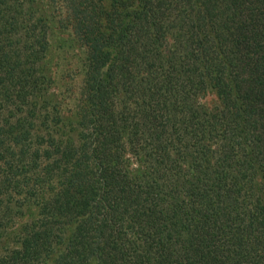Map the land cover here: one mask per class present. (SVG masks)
Instances as JSON below:
<instances>
[{"label": "trees", "instance_id": "1", "mask_svg": "<svg viewBox=\"0 0 264 264\" xmlns=\"http://www.w3.org/2000/svg\"><path fill=\"white\" fill-rule=\"evenodd\" d=\"M22 1L0 0V264H264V0H65L74 119Z\"/></svg>", "mask_w": 264, "mask_h": 264}, {"label": "rangeland", "instance_id": "2", "mask_svg": "<svg viewBox=\"0 0 264 264\" xmlns=\"http://www.w3.org/2000/svg\"><path fill=\"white\" fill-rule=\"evenodd\" d=\"M22 2H18L21 4V16H29L31 19L44 16L47 19L44 23L48 33L44 37L47 50L43 59L46 67L43 75L49 73L51 80L49 83L46 81L38 84L44 89L47 84V94L55 95L62 116L78 118V111L84 102L82 92L86 88L84 80L88 70L84 69V65L88 64L89 45L83 36L77 34L75 16L68 15L65 0H35L41 7H31V11L28 9V2ZM195 97L196 103L207 110L220 106L222 102L217 90L211 87L200 90ZM261 182L260 177L254 179L256 185Z\"/></svg>", "mask_w": 264, "mask_h": 264}]
</instances>
